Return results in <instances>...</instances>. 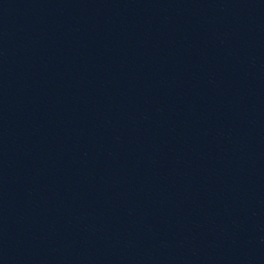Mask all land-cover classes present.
Masks as SVG:
<instances>
[{"label":"water","instance_id":"95a60500","mask_svg":"<svg viewBox=\"0 0 264 264\" xmlns=\"http://www.w3.org/2000/svg\"><path fill=\"white\" fill-rule=\"evenodd\" d=\"M0 264H264V0H0Z\"/></svg>","mask_w":264,"mask_h":264}]
</instances>
